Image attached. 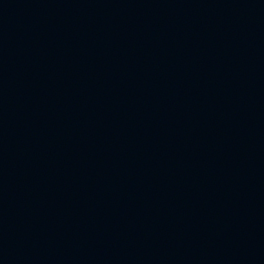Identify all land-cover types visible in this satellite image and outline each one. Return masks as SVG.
I'll return each mask as SVG.
<instances>
[{
	"label": "water",
	"instance_id": "water-1",
	"mask_svg": "<svg viewBox=\"0 0 264 264\" xmlns=\"http://www.w3.org/2000/svg\"><path fill=\"white\" fill-rule=\"evenodd\" d=\"M0 264H264V0H0Z\"/></svg>",
	"mask_w": 264,
	"mask_h": 264
}]
</instances>
